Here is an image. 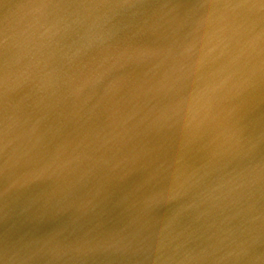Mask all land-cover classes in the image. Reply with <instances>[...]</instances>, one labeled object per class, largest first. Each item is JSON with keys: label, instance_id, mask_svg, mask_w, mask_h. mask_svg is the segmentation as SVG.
Masks as SVG:
<instances>
[{"label": "water", "instance_id": "obj_1", "mask_svg": "<svg viewBox=\"0 0 264 264\" xmlns=\"http://www.w3.org/2000/svg\"><path fill=\"white\" fill-rule=\"evenodd\" d=\"M219 1L140 0V5H135L128 0H0V264H54L64 248L70 260L78 255L81 264H106L124 248L131 250L138 228L124 229L122 225L120 235L110 228L109 219L128 225H136L139 219L141 224L142 216L155 207L159 196L153 187L154 191L132 190L128 178L123 177L125 168L117 163L123 153H128L130 160V150L140 151L129 141L128 131L133 126L125 125L127 112L138 104L134 91L140 83L125 82L123 74L134 66L141 72L154 67L164 40L157 38L156 32L166 30L162 36H167L180 28L186 33L202 26L215 13V18L225 20L213 25L225 24V29H218L219 40L212 45L203 40L200 47L183 42L187 50L181 62L188 67L193 61L197 66L198 59L204 57L201 63L211 62L212 67L201 71L209 74L228 69L235 78V73L245 67V89L232 91L239 105L232 112L236 115L231 116L235 119L231 138L222 146L213 145L212 134L211 149H220L222 159L207 176L213 178L209 181L213 188L210 192L214 193L210 217L206 208L193 215L187 213L188 225L180 230L170 228L165 247L155 238L156 245L136 250L132 264H181L183 259H187L186 264H199L208 257L217 264H247L248 259L264 264V34L261 39L250 37L240 43L244 52L236 56L233 51L237 44L232 39L239 27L234 25L231 30L228 22L239 17L231 15L235 7L245 8L240 14L247 16L251 10L247 6L252 3L223 0L221 6ZM130 13L135 35L145 31L147 37H136L138 50L128 58V64L127 60L124 64L116 62L110 74L97 79L103 64L108 69L115 62L114 53L104 55L107 41L103 31L109 29L108 23L124 22ZM256 15L264 23V7L256 10ZM64 17L68 21H63ZM63 28H68V33H63L67 37L51 38ZM107 36L118 38V33L109 31ZM65 44L67 56L63 55ZM63 61L70 62L66 69H62ZM105 98H120L121 108L104 105ZM95 102L97 127H90L99 133H122V139L111 142H103L99 135L102 153H113L105 156L111 161L104 164L95 163L96 153L91 150L98 134L84 148L85 130L80 129L85 120L89 123L91 104ZM222 110L216 124L221 122V115L227 117ZM259 119L262 121L256 122ZM114 188L123 189L125 196L114 194ZM92 201L102 208L118 205L121 209L133 203L135 212H111L101 221L95 219L98 214L89 205ZM139 210L143 212L136 213ZM64 221L85 227L69 237L59 228ZM206 234L209 238L204 237ZM222 234L226 238L222 239ZM91 251L96 252L95 262L88 261ZM155 253L163 254L156 257Z\"/></svg>", "mask_w": 264, "mask_h": 264}, {"label": "bare ground", "instance_id": "obj_2", "mask_svg": "<svg viewBox=\"0 0 264 264\" xmlns=\"http://www.w3.org/2000/svg\"><path fill=\"white\" fill-rule=\"evenodd\" d=\"M164 1L169 3L172 0ZM222 1L220 0L218 4ZM229 1L233 2L234 0ZM128 2L140 5V0H128ZM141 3H145V0H141ZM251 3V6H247L251 7V10L247 12V16L240 14L241 10H245V8L240 10L242 6L238 5L239 8L235 7L234 9L236 10L232 11L231 15H239V17H235L236 19L232 23L228 22L231 30L234 25L239 27L235 34L236 37L232 39V42L237 44L235 51H233L236 56H240L244 52L240 48V43H244L250 37L261 39L264 34V23L256 15V10L259 11L261 7H264V0H251ZM162 7H164V2ZM129 15L122 23H108L109 29L103 31L104 35H97V37L102 36L106 38L107 49L103 50L104 55L114 53L115 61L109 64L110 68L105 69L106 64H103L105 60H102L104 67L101 66L97 71L98 73L101 72V75L96 77L97 79H102L104 74H110V69L116 65V62L124 64L127 60L128 64V58L138 50L136 37H147L145 31H141L139 35H135L133 18L131 13ZM215 17H218L217 13L214 14L212 19L206 20L202 26L190 28L186 33L180 28L174 29L173 34H167V36H162L166 30L156 32L155 36L157 38L158 36L163 37L162 39L164 40L159 46L161 54L159 59L154 62V67L141 72L142 70L136 69V66H134L130 71L126 69L123 74L125 82L140 83L136 88V90H139L134 91L137 95L138 104L127 112L128 121L125 124L126 126H133L131 127L132 130L128 131V134L131 135L129 141L131 143L134 142L140 151L133 152L130 150L133 156L130 160L129 154L123 153L117 163L125 168L123 177L128 178L131 187H134L132 190H136V187L138 188L136 191L144 188L152 189L153 187L155 191L154 189L152 190L159 197L155 207L152 210L146 211L142 216L141 224L139 219L136 225L122 223V221L113 217L109 219L110 228L117 234H123L121 230L122 225L124 229L133 227L135 230L138 228V230L137 234L135 233L136 243L132 246L131 250L129 251L124 248L120 254L118 253L109 258L106 264H132V257L136 255V250L145 251V246L155 244V238L158 240V244L165 247L167 232L170 228L180 230L181 227L188 225L187 213L193 215L200 208H206L208 217H210V199L214 193L210 192L213 188L212 183L209 181L213 178L207 176L216 165L221 163L220 159H222L218 151L220 149H211L212 134L215 133L213 145L216 143L218 146H222L227 144L231 138L230 131L235 125V119L231 118V116L236 115L232 112L239 105V103L234 101V99L236 101L238 99L234 97L232 91H242L245 89L246 77L242 74L245 67L241 73H235V78L228 69H224L221 72H210L209 74L201 71L202 69H210L212 67L211 62L207 64L201 63L204 57L200 60L198 59L199 63L197 66H194L193 61H190L188 67L182 65L181 62L185 59L183 54L187 50L183 47V42H187L194 47H200L204 44L203 40H207L208 45H212L216 40H219L217 39V33L221 34L218 32V29H225V24L213 26L216 24L215 21L222 22L223 20V18ZM184 18L189 23L193 22L189 17L184 16ZM64 20L68 21L65 17ZM67 30L68 28H63L62 33L60 32L58 36L51 38L64 39L68 36V34H63ZM109 31H116L118 38L108 37L107 33ZM211 32L214 37L211 35ZM94 38H96V35ZM113 39L120 40L121 42ZM67 47L65 44V54L63 55L66 56L68 54ZM174 48L177 51L175 50L174 53H171V49ZM102 59H104V56ZM88 60L89 57L85 59L86 62L84 63H87ZM62 63L64 65L62 69H66L68 64H70V62L66 63V61ZM230 83L232 84L230 85ZM103 101L104 105L110 108L115 107L117 110L122 105L120 98H105ZM131 102L126 103L123 109L127 108ZM95 105L96 102L91 104L89 123L85 120L80 129L85 130L83 136L85 139L84 148L88 147L95 135L98 134L96 140L91 143V150L94 149L96 153L95 163L100 162L104 164L111 161L105 158V156H111L113 153L110 151L102 153L99 148V146H102V143H98L99 135L102 136L103 142H111L122 139V133L119 131L112 134L106 131L99 133V131L92 129L97 127ZM222 109H226V111ZM221 110L227 113V117L221 115V122L216 124ZM261 121L259 119L256 122ZM91 124L92 128L90 127ZM223 137L224 140L217 141ZM152 150L153 152L151 153L150 151ZM85 152H87V149H85ZM150 189H145V191L148 193ZM112 191L118 196H125L123 189L114 188ZM148 199L149 197L146 198V202ZM132 201L136 200L132 199ZM187 201L188 203L185 207ZM138 202L140 204L139 199ZM89 205L93 206V211L98 214V216L95 215V219H100L101 221L106 220L111 212H116L120 215H134L135 212L133 203H129L124 209H121L118 205L102 208L97 201H92ZM140 206L142 207L141 204ZM145 206L147 207V205ZM170 211L172 212L170 213ZM138 212H143V210H139L136 213ZM28 215L25 213L24 217L28 218ZM24 217L21 219L25 220ZM84 217L86 218L87 216ZM89 217L92 218L91 216ZM161 218L163 220L160 222ZM200 222L203 223L202 220ZM73 224L76 226V223ZM74 226L64 221L59 225V228L61 233H66L71 237L75 232L79 231V228L85 227ZM235 226L236 223L234 229ZM223 229L222 227L221 231ZM223 234L222 239L226 238ZM204 237L209 238V234H206ZM243 239L244 235L240 240L243 242ZM112 244L116 245L114 241H112ZM86 250H83L81 253ZM91 253L88 261L95 262L97 260L96 252L91 251ZM162 254L155 253V256L158 257ZM76 256L70 260V253L64 248L61 250L54 264H58V262L60 264H81V258ZM147 257L149 258V254H147ZM211 259L213 257L205 258L199 264H217L211 262ZM186 261L187 259H183L181 264H186ZM245 263L256 264L255 262L252 263L250 259Z\"/></svg>", "mask_w": 264, "mask_h": 264}]
</instances>
